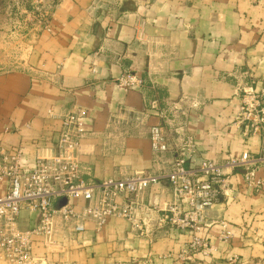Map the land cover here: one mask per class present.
<instances>
[{"label": "crops", "instance_id": "0c3cea01", "mask_svg": "<svg viewBox=\"0 0 264 264\" xmlns=\"http://www.w3.org/2000/svg\"><path fill=\"white\" fill-rule=\"evenodd\" d=\"M44 8L50 31L31 36L21 67L0 72L1 142L20 148L28 165L56 153L72 107L85 116L79 162L86 179L167 172L186 137L195 142L194 166L264 149V131L245 139L232 124L239 89L264 78V0H44ZM126 71L147 86H117ZM158 108L167 114L162 153L151 140ZM256 176L264 181V164ZM222 180L197 233L211 254L182 264H264V182L257 192L227 166ZM128 198L139 204L133 219L110 217L100 229L88 220L79 233L57 220L55 242L36 237L26 264H172L192 233L159 222L174 201L169 182ZM37 222V212L21 211V229Z\"/></svg>", "mask_w": 264, "mask_h": 264}, {"label": "built area", "instance_id": "2783aa9c", "mask_svg": "<svg viewBox=\"0 0 264 264\" xmlns=\"http://www.w3.org/2000/svg\"><path fill=\"white\" fill-rule=\"evenodd\" d=\"M42 30L50 31L48 15L42 22ZM114 82L126 91L147 86V82L132 71L121 73ZM150 85H153L151 80ZM238 92L240 103L232 124L247 139L264 131V78L259 81L251 79ZM156 114L158 123L151 128L152 147L162 153L169 147L162 131L167 114L159 108ZM86 132L84 114L72 107L62 117L56 153L50 157H37L32 165L26 163L20 148L8 150L0 138V261L28 263L36 237L51 244L55 242L57 220L63 224L71 223L72 231L77 233L84 231L88 220L98 229L110 217L131 220L139 204L128 196L166 180L174 201L167 206L159 222L192 233L191 240L172 263L182 264L193 254H211L212 246L197 233L204 226L205 210L217 202L221 193L224 166L238 171L244 183L257 192L263 186L264 181L256 176V169L264 164V149L255 156L244 150L238 158L227 159L224 165L202 160L194 166L196 147L191 137L174 146L173 160L167 172L86 179L85 168L79 162L81 139ZM58 200L65 202L56 205ZM72 200H82L83 204L77 207ZM23 209L38 213V222L28 229L19 227ZM221 226L225 228L226 224L222 222ZM137 228L144 233L141 226L137 225ZM220 236L226 241L231 234L224 230ZM232 260L236 261L237 257Z\"/></svg>", "mask_w": 264, "mask_h": 264}, {"label": "rangeland", "instance_id": "374dc122", "mask_svg": "<svg viewBox=\"0 0 264 264\" xmlns=\"http://www.w3.org/2000/svg\"><path fill=\"white\" fill-rule=\"evenodd\" d=\"M47 15L44 0H0V72L24 64L31 36Z\"/></svg>", "mask_w": 264, "mask_h": 264}]
</instances>
